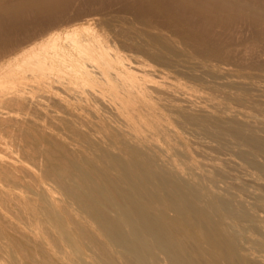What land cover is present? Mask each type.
<instances>
[{
    "label": "bare ground",
    "instance_id": "bare-ground-1",
    "mask_svg": "<svg viewBox=\"0 0 264 264\" xmlns=\"http://www.w3.org/2000/svg\"><path fill=\"white\" fill-rule=\"evenodd\" d=\"M73 1L0 0V16L14 15L13 18H18L14 21H18L24 17L22 11L32 4L31 10H37L38 6L42 8L39 9L41 13L33 11V14L47 18L51 13L53 16L60 11L64 13ZM174 1L171 3L176 5L180 2ZM184 2L183 9L191 5ZM199 2L202 5V0ZM207 8L213 15L238 17L239 21L240 16H247L244 20L251 16L254 20L259 18L261 26L255 25L256 32L260 29L259 34H262L258 26L264 30V0H212ZM206 12L203 11L204 15H211ZM42 13L45 17H41ZM191 16L194 18L193 14ZM216 17L213 18L215 22ZM222 18L219 21L224 23ZM210 19L206 17L205 21ZM235 19L230 18L236 22L238 19ZM98 20L93 15L92 19L85 20V27H72L62 33L43 32L45 35L40 34L29 43L26 38L23 42L22 39L20 42L10 39V42L6 37L0 38V264H264V164L261 161L264 156L259 154L263 153L260 150L264 143L260 146L257 142H264V114L258 112L263 109L260 104H264V84L246 83L234 75L237 80L232 79L231 70L226 66L214 67L217 70L210 77L225 81L217 84L214 81L212 88L225 84L245 86L256 96L254 99L249 95L253 103L260 105L257 110L255 103V109H251V104L249 109L244 104L242 107L241 104L228 106V103L222 106L215 100L216 96L199 89L205 95L199 92L196 95L191 92L192 85L182 83L173 73L157 67L155 63L161 59H153L155 55L150 58L149 52L145 51L148 47L144 49V56L150 58L148 63L157 60L156 68L146 63L145 57L146 62L142 60L143 50L142 56L138 55L142 59L133 55L129 48L131 54L126 49L128 54L121 53L107 34L90 27ZM243 25L237 27L242 29ZM220 26L224 28L222 24ZM212 29L215 32L216 29ZM242 33L243 36L245 31ZM232 45L236 47V44ZM166 47L161 52H167ZM229 50L232 48L225 51ZM158 52L161 54L160 50ZM249 53L244 57L251 56ZM258 53L254 57L259 58ZM226 54L224 57L230 55ZM233 56L231 54L232 59ZM162 63L164 66L166 62ZM258 76L263 78L262 74ZM231 90L229 93L235 94ZM249 90L246 92L251 94ZM243 96L239 99L245 100ZM203 121H213L220 129L229 131L230 137L223 131L221 133L227 138H222L224 135L220 133L221 138H216L220 137L217 135L220 129L213 132L218 139L215 144L209 143V139L203 144L195 143L183 137L186 135L182 136L192 125L207 126ZM233 129L246 138L256 139L254 143L258 145L241 136L252 151H247V145V150L240 148L242 144L240 146L234 138L239 135L234 136ZM219 145L228 148L229 152L224 149L215 154L214 148L219 149ZM258 156L263 158L260 160Z\"/></svg>",
    "mask_w": 264,
    "mask_h": 264
},
{
    "label": "rangeland",
    "instance_id": "rangeland-1",
    "mask_svg": "<svg viewBox=\"0 0 264 264\" xmlns=\"http://www.w3.org/2000/svg\"><path fill=\"white\" fill-rule=\"evenodd\" d=\"M24 1H29V0H24ZM74 1H76V2H74ZM73 1V3H71L72 4V6L70 5L69 7H67L66 9H64L65 10V12H67L66 14H65V12L63 13L62 11H60V12H57L58 14L57 15H55L54 14V16L52 15V13L51 14H49V16L48 15H46V16H48L47 18H40V16H39V14L37 13V15L39 16L38 18H36L37 17V15H35L36 14V12H39V13H41L40 11H42V10H39V9H42V8H40L39 6H38V8H37V10H36V8H33L34 10H31L29 7L30 6H32V4L29 6V7H27V8H25V10H23L22 11V14H21V16L24 18H19V20L21 21H14V19H18L17 17H15V18H13L14 17V15H12V16H10V15H4V17L2 18L1 16V18L0 19H4V20H2V21H0L1 22V24H0V34H2L4 37H2L1 35V39L2 38H5L6 37V40H8V41H10L11 42V40L12 41H19L20 39H22L21 41L23 42V40L25 41V38H26V40L28 39V43H29V40L31 41V40H35V38L38 36V35H40V34H43V35H45L44 33H50V32H64L65 30H68V29H70V28H82V27H85V26H87V23H86V21H87V19H92V16L94 15V18H96L97 20H98V23H96V24H90V27H92V29L93 30H97V32L98 31H102L101 32V34L103 33V34H107V38L109 37V40H111V41H114V43H115V45L118 47V50H122L121 51V53H123V54H131L132 52V54L134 55H136V56H138L141 52H142V50H143V52L139 55V56H142L143 57V59L142 58H140L139 56V58L140 59H142V60H144V57H145V59H146V61H147V59H148V61H150V58H152L151 56H153V55H155V56H153L154 58L153 59H157V58H160L161 60H159V62L157 63L155 60H153V61H151L150 63L154 66V68H156L155 67V65H154V63L155 64H157L156 66L157 67H160L161 69H163L164 71L166 70H168L167 72L169 73V74H171V73H173V76H175L176 77V79L178 80L179 79V81H182V83H187V84H190V85H192L191 87H192V90H191V92L192 93H198L199 91H204L205 92V94L207 93L208 95H212V96H216L215 97V100H217L218 101V103L220 104V105H222V106H224V104H225V106H226V104L228 103L229 105L228 106H237V104H241L240 106L242 107V105L244 104V107L245 108H251V109H255V107H256V109L255 110H257V108L259 109V107L258 106H260V108L262 107V105H263V109L261 108V109H259L258 110V112H260L261 114H264V111H262V110H264V104H260V105H257L258 103H256V102H254L255 103V105H254V103H253V101H252V99L255 97L256 98V96H253V94H254V92H253V94H252V91L251 90H249V88H247V87H245V86H243L242 87V85L240 86V85H234V84H225L224 86H226V85H228L227 87H224L223 85H215V89L214 88H212L213 86H214V81H215V84H217V83H220V82H223V81H225L223 78L222 79H220V78H217L216 76H214V77H216V78H214V77H210V76H213V75H215L214 73H215V70H217V68H214V67H218L219 66V69H221L220 67H222V68H225V66H226V68H228V69H230L231 71H230V73L232 74L231 76H232V79H235V80H244V82H246V83H256V84H264V83H262V81L264 82V56H263V52H264V49L263 50H261L262 48H264V35H263V32H264V30H263V27H259V26H261L260 24H259V18L258 19H255L254 20V17L253 16H251V18L249 17L248 19L249 20H244L247 16H240L239 18H242L240 21H239V19H238V17H235L236 19H238L237 21L238 22H240L239 24H237V21H236V19L235 18H232V17H230L231 19H235V21L236 22H234V20H230V18H228L227 16H222V15H217V13L215 14V15H213L211 12H209V8H207V7H209V5H210V3H211V1L212 0H210V3H209V1H208V3H209V5H208V3H207V1L205 0H202V2L204 3L205 2V4H203L202 3V5H205L206 6V8L205 9H207V11L209 12V14H211V15H213L212 17H211V15H209V16H207L206 14V17H207V19L209 20L210 18H212V19H210V21H205V19H206V17H204L205 15H204V13H203V11H205L206 12V10L204 9V6H203V8H202V5H201V3L199 2L198 3V0H188L187 2H186V0H185V2L184 1H182V0H179L180 2L182 1V2H184L185 4L187 3V4H191V5H188V7H190L191 9H189V11L191 12V14H190V12L188 11L187 12V9H188V7H187V5H186V9L184 10L183 9V3L181 2H177V0H171L172 2L174 1L175 3H178L177 5L176 4H174L175 6H170L169 7V5H173L172 3H171V1L170 0H123V1H125V2H122V0H92V1H90V0H74ZM87 1H88V3H87ZM105 1H107V2H105ZM135 1V2H134ZM149 1V2H148ZM163 3H162V2ZM191 1V3H188V2H190ZM201 1V0H200ZM215 1V0H214ZM83 2V3H82ZM96 2H98V3H96ZM101 2H103V3H101ZM133 2V3H132ZM138 2H140V3H138ZM143 2V3H142ZM158 2V3H157ZM164 2H165V5H163L164 4ZM166 2H167V5L168 6H166ZM169 2V3H168ZM197 2V3H196ZM74 3H76L75 5H74ZM114 3V4H113ZM147 5H146V4ZM171 3V4H170ZM193 3V4H192ZM194 3H196V4H194ZM207 3V4H206ZM83 4V5H82ZM86 4V5H85ZM118 4V5H117ZM129 4V5H128ZM180 4H182V5H180ZM201 5V7H200V5ZM80 8H77V6ZM80 5V6H79ZM98 5V6H97ZM109 5V6H108ZM115 5V6H114ZM143 5V6H142ZM146 7H145V6ZM179 5V7H177ZM197 6V5H199V7L197 6V7H191V6ZM37 6V5H36ZM113 6V7H112ZM133 6V7H132ZM162 6V7H161ZM185 6V5H184ZM34 7V6H33ZM71 7V8H70ZM165 7V8H164ZM180 7H182V8H180ZM30 9V10H26V9ZM32 8V7H31ZM70 8V9H69ZM73 8V9H72ZM78 9V11L79 12H77V9ZM107 8V9H106ZM171 10H170V9ZM177 8H180L179 10H181L182 11V13L184 12V11H186V12H184L183 14L181 13V11L180 12H178L179 10H177ZM199 10H198V9ZM202 8V9H201ZM68 9V10H67ZM86 9V10H85ZM142 9V10H141ZM146 9V10H145ZM174 9V10H173ZM183 9V10H182ZM63 10V11H64ZM82 10V11H81ZM84 10V11H83ZM102 12H101V11ZM170 12H169V11ZM24 11H27V12H24ZM35 12V14H33L34 12ZM69 11V12H68ZM72 11V12H71ZM73 11H74V14H73ZM81 11V12H80ZM105 11V12H104ZM118 11V12H117ZM125 11V12H124ZM166 11V12H165ZM168 11V12H167ZM202 12V13H199V12ZM21 12V11H20ZM23 12H24V14H23ZM29 12V13H28ZM88 12V13H87ZM97 12V13H96ZM122 12V13H121ZM142 12V13H141ZM152 12L153 13H155V14H152ZM174 12H178L177 14L175 13L174 14ZM194 12V13H193ZM196 12H198V14H200V15H198ZM208 12H206V13H208ZM31 13V14H30ZM59 13H63V15L62 14H59ZM71 13H72V15H71ZM79 13H81V14H79ZM90 13H92V14H90ZM111 13V14H110ZM115 13V14H114ZM162 13H164V14H162ZM171 13H172V15H171ZM181 13V14H180ZM189 13V14H188ZM25 14L28 16L29 14V16L28 17H26L25 16ZM44 14H45V12H44ZM43 13L42 14H40V15H43V16H41V17H45V15H44ZM46 14H47V12H46ZM67 14H69V15H67ZM76 14V15H75ZM79 14V15H78ZM83 14V15H82ZM97 14H98V16H97ZM101 14V15H100ZM139 14V15H138ZM194 15V18H192L193 16H191V15ZM196 14L199 16V17H201V20H200V18L198 17V16H196ZM235 15H238L237 13H234ZM20 15V14H19ZM110 16V17H108V16ZM127 15V16H126ZM150 15V16H149ZM157 15V16H156ZM169 15V16H168ZM177 15H179L178 17H177ZM184 15V16H183ZM203 15V16H202ZM8 16H10V17H12V21H11V19L8 17ZM16 16H18V14H16ZM33 16V17H32ZM50 16H52L53 17V21H52V17H50ZM56 16V17H55ZM60 16V18H61V20H60V18H58ZM68 16V17H67ZM72 18H71V17ZM78 16V17H77ZM85 16H86V18L87 19H84L85 18ZM141 16V17H140ZM148 16V17H147ZM214 16L217 18L216 19V22L214 21ZM20 17V16H19ZM30 17V18H29ZM36 19H35V18ZM51 19H50V18ZM67 19V20H65V18ZM74 17V18H73ZM90 17V18H89ZM111 17H113V18H111ZM117 17V18H116ZM175 17H177V18H175ZM188 17V18H187ZM195 17H196V19H195ZM221 17H227L228 19H225L224 18V20H223V18H222V20L221 21H223L224 23H222V22H220L219 20H220V18ZM243 17H245L244 19H243ZM253 17V18H252ZM8 18H9V20H10V22L8 23ZM26 18V19H25ZM34 18V19H33ZM49 18V19H48ZM57 18V19H56ZM63 18V19H62ZM69 18V19H68ZM108 18V19H107ZM137 18V19H136ZM158 18V19H157ZM170 18V19H169ZM184 18V19H183ZM205 18V19H204ZM219 18V19H218ZM255 18H257V17H255ZM39 21H38V20ZM42 19V20H41ZM47 19V20H46ZM83 19V20H82ZM112 19V20H111ZM173 19L175 20V21H173ZM190 19V20H189ZM198 19V20H197ZM250 19L251 20H254L255 21V23L254 24H252V22H254V21H250ZM6 20V21H5ZM23 20H24V22H23ZM25 20H27V21H25ZM29 20H31L30 22H29ZM35 22H34V21ZM45 20V21H44ZM60 21V23H59V21ZM86 20V21H85ZM134 20V21H133ZM153 20V21H152ZM155 20V21H154ZM162 20V21H161ZM165 20V22H163ZM192 20V21H191ZM194 20V21H193ZM212 20V21H211ZM226 20L227 21H233L234 22V24H233V22H231L232 24L230 25V22H228V23H226ZM258 20V21H257ZM3 21H5V26H3L4 24V22ZM48 21H50V22H48ZM56 21H58V23L56 22ZM75 21V22H74ZM139 21H141V22H139ZM147 21V22H146ZM159 21H161L160 23H159ZM172 21V22H171ZM184 21V22H183ZM186 21V22H185ZM188 21H189V23H188ZM13 22H18L17 23V25H16V27H14L15 26V24L16 23H14L13 24ZM42 22V23H41ZM56 24H55V23ZM91 23H94V22H92V21H90ZM119 22V23H118ZM125 22V23H124ZM129 22V23H128ZM136 22V23H135ZM138 22V23H137ZM144 22V23H143ZM149 22V23H148ZM151 22H153V23H151ZM156 22V23H155ZM158 22V23H157ZM183 22V23H182ZM192 22V23H191ZM194 22V23H193ZM202 22V23H201ZM242 22H244L243 24L244 25H246V27L248 28V24H252L251 25V27H249L248 29L250 30H248L246 27H244V28H246L244 31H245V33H244V37L242 36V32H244L243 31V24H242ZM248 22V24H245V23H247ZM250 22V23H249ZM20 23V24H19ZM36 23H37V25H36ZM46 23V24H45ZM169 23V24H168ZM175 23H177V24H175ZM196 23V24H195ZM206 23H207V25H206ZM211 23V24H210ZM219 23H221L222 24V26L226 23V27H225V25L223 26L224 28L222 29V28H220L221 26V24L219 25ZM3 24V25H2ZM41 24V25H40ZM108 24V25H107ZM137 24H139V25H137ZM152 26H151V25ZM156 24L157 25H159V26H157L156 27ZM180 24V25H179ZM185 24V25H184ZM203 24V25H202ZM215 26H214V25ZM229 24V25H228ZM237 24V25H236ZM2 25V26H1ZM20 25V26H19ZM27 25V26H26ZM39 25V26H38ZM45 25V26H44ZM63 25V26H62ZM93 25V26H92ZM95 25H97V26H95ZM104 25V26H103ZM141 25V26H140ZM164 25V26H163ZM217 25H219L218 27L222 30V31H220L219 30V28L217 27ZM239 25V26H238ZM240 25H243L241 28L242 29H240V28H238V27H240ZM249 25V26H250ZM253 25L255 26H257V25H259L258 26V28H261V32L260 33H262V34H259V31H260V29H258V32H256L257 30H256V26L253 28ZM8 26V28H6ZM22 26V27H21ZM30 26V27H29ZM34 26H36V28L34 27ZM108 27V28H106V27ZM110 26V27H109ZM128 26V27H127ZM193 26H195L196 27V29H194L195 27H193ZM198 26V27H197ZM200 26V27H199ZM204 26V27H203ZM210 26H211V28H210ZM229 28H228V27ZM230 26H232V27H230ZM238 26V27H237ZM29 27V28H28ZM44 27V28H43ZM116 27V28H115ZM133 27V28H132ZM193 27V28H192ZM202 27H203V29H202ZM206 27H209V28H206ZM216 27H217V29H216ZM14 28H17V29H14ZM33 28H35V29H33ZM99 28V29H98ZM119 28V29H118ZM156 28V29H155ZM182 28V29H181ZM191 28V29H190ZM199 28V29H198ZM205 28V29H204ZM212 28H215L216 30H215V32H212V31H214ZM230 28H232L231 30H230ZM237 28V30H235ZM252 28V29H251ZM6 29V30H5ZM9 31H8V30ZM12 29V30H11ZM25 29V30H24ZM30 29V30H29ZM33 29V30H32ZM45 29V30H44ZM47 29V30H46ZM48 29H50V30H48ZM166 29V30H165ZM230 30V31H233L232 33L230 32V31H228V32H226V30ZM3 32H2V31ZM14 30H16V31H14ZM22 30V31H21ZM43 30V31H42ZM104 30V31H103ZM118 30H119V32H118ZM175 30V31H174ZM179 30V31H178ZM196 30H199L198 32L196 31ZM205 30H207V31H205ZM209 30V31H208ZM219 31V33H218V31ZM224 30V31H223ZM26 31V32H25ZM37 31V32H36ZM39 31V32H38ZM41 31V32H40ZM154 31V32H153ZM157 31V32H156ZM171 31V32H170ZM204 31V32H203ZM211 31V32H210ZM238 31V33H235V32H237ZM248 31V32H247ZM251 31H253V32H251ZM6 32V33H5ZM23 32V33H22ZM36 33V34H34V33ZM44 32V33H43ZM107 32V33H106ZM112 32V33H111ZM135 32V33H134ZM179 32V33H178ZM184 32V33H183ZM191 32V33H190ZM195 32V33H194ZM201 32V33H200ZM221 32V33H220ZM226 32V33H228V34H224V33ZM250 32V33H249ZM5 33V34H4ZM15 33V34H14ZM22 33V34H21ZM99 33V32H98ZM134 33V34H133ZM148 33V34H147ZM161 33V34H160ZM163 33V34H162ZM169 33V34H168ZM183 33V34H182ZM210 33V34H209ZM214 33H216V34H214ZM252 33H255V34H252ZM256 33H258L259 35H257ZM18 34V35H17ZM20 34V35H19ZM32 34V35H31ZM34 34V35H33ZM111 34V35H110ZM118 34H120V35H118ZM159 34V35H158ZM180 34H181V36H180ZM188 34V35H187ZM204 34V35H203ZM212 34V35H211ZM218 34V35H217ZM223 34V35H222ZM236 34V35H235ZM237 34H240V36L241 37H239V35L237 36ZM12 35V36H11ZM34 36V37H31V36ZM36 35V36H35ZM104 35V36H105ZM110 35V36H109ZM155 35H157V36H155ZM170 35V36H169ZM178 35V36H177ZM206 38V40H204L205 38L203 37V36ZM210 35V38L209 37H207V36H209ZM232 35V36H231ZM249 35V36H248ZM255 35V36H254ZM26 36H28V37H26ZM112 36V37H111ZM137 36V37H136ZM175 36H176V38H175ZM192 36V37H191ZM230 36H231V38H230ZM260 36L262 37V38H260ZM16 37H18V38H16ZM19 37H21V38H19ZM106 37V36H105ZM135 37V38H134ZM153 37V38H152ZM203 39H202V38ZM233 37V38H232ZM8 38V39H7ZM32 38V39H31ZM178 38H180V39H178ZM186 38V39H185ZM190 38V39H189ZM216 38V39H215ZM219 38V39H218ZM11 39V40H10ZM37 39V38H36ZM153 41H152V40ZM154 39H156V40H154ZM178 39V40H177ZM202 39V40H201ZM215 39V40H214ZM244 39V40H243ZM254 39L256 40V41H254ZM263 39V40H262ZM150 40V41H149ZM177 40V41H176ZM181 40V41H180ZM204 40V41H203ZM209 40V42H207ZM218 40V41H217ZM120 41V42H119ZM149 41V42H148ZM168 41V42H167ZM188 41V42H187ZM213 42V43H211V42ZM223 41V42H222ZM224 41H226V42H228L227 44L224 42ZM244 41H245V43H244ZM20 42V41H19ZM123 43V45H122V43ZM138 42H139V44H138ZM159 42H162V43H159ZM177 42V43H176ZM186 42V43H185ZM193 42V43H192ZM246 42H248L247 44L249 45V46H251V52H250V47L246 44ZM9 43V42H8ZM197 43V44H196ZM222 43V44H221ZM226 44V45H224V44ZM229 43H232V44H234V46H235V44H236V47H234L233 48V45L232 44H230L229 45ZM239 43H240V45H239ZM262 44V45H257V44ZM27 44V43H26ZM25 44V45H26ZM137 44V45H136ZM142 44V45H141ZM151 44V45H150ZM153 44V45H152ZM157 44H160V45H157ZM174 44V45H173ZM218 44V45H217ZM252 44H254V48L255 49H257V50H255V49H253V45ZM119 45V46H118ZM122 45V47H123V49H124V51H123V49H122V47H120ZM145 45V46H144ZM156 47H155V46ZM161 45H162V47H161ZM213 45V46H212ZM218 47H217V46ZM228 45H229V47L230 48H232V52H234V53H231V51L229 50L228 52L227 51H225V50H228V49H230V48H228ZM239 45V46H238ZM243 45V46H242ZM245 45H247L246 47H245ZM140 46H144L142 49H141V47ZM150 46V47H149ZM167 46V47H166ZM171 46V47H170ZM209 46V47H208ZM212 46V47H211ZM226 48H228V49H225V47ZM141 49V50H139V48ZM148 47V50H145L146 52H149V53H147L148 54V56L150 57H147V56H144L145 55V51H144V49H146ZM162 49H161V48ZM164 47H166L168 50H165V51H167V52H169L170 50H172L173 51V53H171V51L169 52V54L167 53V52H165V53H163V52H161V50H163L164 51ZM168 47H170V48H168ZM127 48H129L130 49V51H131V53H130V51H128L129 49H127ZM152 48V49H151ZM157 49V50H154V49ZM159 48V49H158ZM165 48V49H166ZM171 48H173L174 50H175V56H174V50L173 49H171ZM186 48V49H185ZM236 48V49H235ZM243 48L244 49H246V51L248 50L250 53H251V56L249 55V57L247 58H245L244 56H246V54L248 55V53L247 52H244V50H243ZM125 49H126V51L128 52V53H126V51H125ZM133 49V50H132ZM136 49V50H135ZM170 49V50H169ZM179 49V50H178ZM222 49L224 50L223 52H224V54L225 53H227V54H229L230 53V55H228V56H226V57H224L225 55L222 53ZM235 51H234V50ZM238 49V50H237ZM262 51L261 53H260V50ZM158 50H160V52H161V54L158 52ZM252 50H254L253 52H252ZM138 53H137V52ZM154 51H155V54H154ZM156 51H157V53H156ZM179 51V52H178ZM191 51V52H190ZM125 52V53H124ZM134 52H136V53H134ZM145 52V53H144ZM150 52H152V53H150ZM194 52V53H193ZM207 52V53H206ZM236 52H240L239 54L238 53H236ZM255 52V53H254ZM257 52H259L258 54H259V58L261 59H259V58H256V57H254L255 56V54L257 55ZM213 53V54H212ZM242 53V54H241ZM249 53V54H250ZM146 54V55H147ZM149 54H152V55H149ZM159 54V57L157 56ZM191 54V55H190ZM204 54V55H203ZM226 54V55H227ZM231 54L233 55H235V56H233V59H232V57H231ZM243 56H241V55ZM253 54V55H252ZM167 55V56H166ZM170 55H172V56H170ZM196 55V56H195ZM162 56V57H161ZM169 56V57H168ZM202 56V57H201ZM263 56V57H262ZM180 57V58H179ZM183 57V58H182ZM211 57L213 58V59H211ZM222 57V58H221ZM230 57V58H229ZM251 57V58H250ZM252 57H254V58H256L257 60H255L254 58H252ZM188 60H187V59ZM205 60H203V59ZM227 58H229V59H227ZM246 60H245V59ZM250 58V60H248ZM263 58V59H262ZM170 59V60H169ZM182 59V60H181ZM191 59H193V60H191ZM195 59H197V60H195ZM210 59V60H209ZM222 59V60H221ZM223 59H227V60H223ZM252 59V60H251ZM152 60V59H151ZM177 60V61H176ZM209 60V61H208ZM243 60V61H242ZM250 61L249 63H248V61ZM145 61V60H144ZM145 61V62H146ZM148 61L146 62V63H148ZM179 61V62H178ZM183 61V62H182ZM195 61V62H194ZM203 61V62H202ZM229 61V62H228ZM231 61V62H230ZM236 61V62H235ZM247 63H246V62ZM160 62H161V65H160ZM162 62H166L165 63V65L163 66V64L164 63H162ZM187 62V63H186ZM190 62L191 63H193V64H191V65H189L190 64ZM218 62H219V64H218ZM225 63V64H223V63ZM237 62H238V64H237ZM150 63H148V64H150ZM170 63V64H169ZM179 63V64H178ZM199 63V64H198ZM205 63H207V64H205ZM214 63V64H213ZM236 63V64H235ZM150 64V65H151ZM167 64V65H166ZM169 64V65H168ZM174 64V65H173ZM177 64V65H176ZM180 64H181V67H180ZM186 65V67H185V65ZM240 64H242V65H240ZM248 64H250L249 65V67L248 68H244L245 67V65H248ZM171 65V66H170ZM179 65V66H178ZM198 67H197V66ZM205 65V66H204ZM216 65V66H215ZM222 65V66H221ZM238 67H237V66ZM252 65V66H251ZM152 66V67H153ZM163 66V67H162ZM167 67V69H165L166 67ZM199 66H201V67H199ZM165 67V68H164ZM192 67V68H191ZM230 67V68H229ZM241 67V68H240ZM256 67V68H255ZM179 68H184V70H181L180 69V71H179ZM189 68V69H188ZM198 68V69H197ZM208 68H210V69H208ZM212 68V69H211ZM244 68V69H243ZM178 69V70H177ZM188 69V70H187ZM191 69V70H190ZM206 69H207V71H206ZM256 69V70H255ZM260 69V70H259ZM172 70V71H171ZM193 70V71H192ZM197 70V71H196ZM204 70V71H203ZM213 70V71H212ZM173 71H175V72H173ZM184 71V72H183ZM195 71V72H194ZM206 72V73H205ZM250 72V73H249ZM184 73V74H183ZM186 73H189V74H186ZM197 73V74H196ZM209 75H208V74ZM211 73H213V74H211ZM251 74V75H248V74ZM258 73V74H257ZM194 74V75H193ZM211 74V75H210ZM245 74V75H244ZM247 74V75H246ZM263 75V78H261V76H258V75ZM172 75V74H171ZM180 75V76H179ZM186 75H187V77H186ZM192 75V76H191ZM195 75H196V77H195ZM233 75H234V77H236V78H233ZM257 75V76H256ZM178 76V77H177ZM186 78H185V77ZM191 76V77H190ZM194 76V77H193ZM204 77V78H200V77ZM207 76V77H206ZM240 76V77H239ZM247 76H248V78H247ZM193 77V78H192ZM211 79V81H209L210 79ZM243 77H246V78H244V79H241V78H243ZM182 79V80H181ZM194 79V80H193ZM209 79V80H208ZM261 79H262V81H261ZM205 80V81H204ZM199 82H200V84H199ZM205 82V83H204ZM212 82H213V84H212ZM181 83V82H180ZM190 85H188V86H190ZM196 85H198V87L196 86ZM208 85H211V86H209L210 88H212V89H210L209 87H207ZM207 88H206V87ZM231 86H234V87H231ZM238 86H240V87H238ZM205 87V88H204ZM217 87V88H216ZM219 87V88H218ZM220 87H222V88H220ZM197 89V90H195V89ZM235 88V89H234ZM237 88H238V90H237ZM245 88H247V89H245ZM194 89V90H193ZM198 89H199V91H198ZM210 89V90H209ZM231 89H233V90H231ZM244 89V90H243ZM207 90V91H206ZM215 90V91H214ZM223 90V91H222ZM230 90L232 91V92H235V94L237 95H235L234 93H232V94H230L229 92H230ZM237 90V91H236ZM247 90H249V92L251 93V94H249V93H247L248 91ZM195 91V92H194ZM197 91V92H196ZM218 91V92H217ZM226 91V92H225ZM245 91V92H244ZM247 91V92H246ZM204 92H202L203 94H204ZM202 93H200L199 92V94H202ZM218 93V94H217ZM227 93H229L228 95L229 96H227ZM241 94V96H240V94ZM243 93H244V96H245V98H244V96H243ZM202 94V95H203ZM204 94V95H205ZM224 94V95H223ZM234 94V95H233ZM245 94H247L248 95V97L250 98H247L246 99V96L247 95H245ZM196 95H198V94H196ZM232 95V97H231V99H230V96ZM249 95H251V97H253L252 99H251V97L249 96ZM219 96V97H218ZM234 96V97H233ZM238 96H240L239 98L241 99L242 98V96H243V98L246 100H240L239 98H237ZM226 97H228V98H226ZM217 98V99H216ZM218 98H220L219 100H218ZM234 98V99H233ZM235 98H236V100H235ZM254 98V99H255ZM224 99V100H223ZM240 100V103H238L239 102V100ZM248 99L250 100V101H248ZM235 100V101H234ZM228 101V102H227ZM252 101V102H251ZM231 102V103H230ZM242 102V103H241ZM243 102H246V103H243ZM252 103H253V105H252ZM247 104V106H245ZM249 104H251V107H249L250 105ZM238 105V106H239ZM254 107V108H253ZM222 115H224L225 114V112L224 113H221ZM207 121H203V123H206ZM213 121H208L207 122V126L208 127H210V129L206 126V124H204L205 125V127L203 126V124H201V127L203 126L204 128V130L203 129H201V127H200V124L199 125H192L191 127H190V125H189V127H190V131H188V133H182V136H183V134L184 135H186V136H183V137H185L186 139H188V140H192L193 142H195V143H201L202 142V144L203 143H206L207 141H208V139H209V143H213L214 142V144H215V139L216 138H221V135L223 134V133H221V132H223L224 131V134L226 135V134H228L227 136H229L230 137V132L229 131H226L225 129H220L221 127L218 125V124H215V123H212ZM202 123V122H201ZM208 123H209V125H208ZM214 126H213V125ZM212 125V126H211ZM218 125V126H217ZM217 126V127H216ZM198 127H200L199 129L200 130H198L197 128ZM208 129H207V128ZM220 127V128H219ZM206 128V129H205ZM218 128V129H217ZM191 129H194V130H192L191 131ZM214 129H216V131H212V130ZM222 130V131H220V130ZM199 131V132H197V131ZM208 131L207 133L205 132V131ZM212 132H211V131ZM219 130V131H218ZM235 132H237V133H233L234 134V136H235V134H237V135H239V137H240V140H239V137L238 136H236V137H234V138H236L237 140H235L236 142L238 141L239 142V144H240V146H241V144H242V146L243 147H240V146H238L237 145V148L238 147H240V148H243V149H245V150H247V148L249 149V150H247V151H250V147L251 146H248V143H244V139L246 140H248V138H246L245 136H243V135H240L239 133H238V131L237 130H235V129H233ZM193 131H196V132H193ZM201 131H203V132H201ZM218 131V136H220V137H216L215 138V134L213 135V132L215 133V132H217ZM192 132V133H191ZM225 132H227V133H225ZM189 133H191V134H189ZM194 133V134H193ZM204 135H203V134ZM209 133H211V134H209ZM221 135H220V134ZM232 133V132H231ZM196 134H199V135H196ZM223 134V135H224ZM261 134V133H260ZM191 135V136H190ZM193 135V136H192ZM204 137H203V136ZM205 135H206V137H205ZM210 135H211V137H210ZM213 135V136H212ZM223 136L222 138H224V137H226L227 138V136ZM198 138H197V137ZM201 136V137H200ZM241 136H242V139L243 140H241ZM203 137V138H202ZM238 137V138H237ZM190 138V139H189ZM211 138H212V140H211ZM205 139H207V140H205ZM218 139H216L217 141H218ZM249 139H252L251 140V144H253V145H262L264 142H262L261 140H257V142H259L258 144H255L254 142H256V139H254V138H249ZM188 140H186V141H188ZM214 140V141H213ZM240 141H241V143H240ZM250 141V140H249ZM261 141V142H260ZM191 142V141H190ZM192 142V143H193ZM243 142V143H242ZM188 144H189V141L187 142ZM191 143V144H192ZM211 143V144H212ZM262 143V144H261ZM244 144V145H243ZM218 145V144H217ZM246 145L248 146L247 148H246ZM215 146V145H214ZM221 146V147H220ZM263 146H264V144H263ZM219 147V149L221 148V150L219 151V149L216 147V148H214L215 150H217V152L215 153V154H217L218 155V153H222L223 151H225L224 149H226V147L225 146H222V145H219L218 146ZM225 147V148H224ZM237 148H236V150H237ZM261 148L264 150V147H262L261 146ZM239 149V148H238ZM215 150H213V152H215ZM263 150H260V151H262L263 153H264V151ZM251 151H252V149H251ZM225 152H229L228 151V148L226 149V151ZM263 153H259L260 154V156L262 155V156H264L263 155ZM258 154V155H259ZM236 155V154H235ZM237 156V155H236ZM260 156H258V158L260 157ZM263 157H260L259 159L261 160ZM264 159V158H263ZM261 160L262 162H263V164H264V160ZM264 166V165H263ZM257 169H259V168H257ZM261 169V168H260ZM263 170H264V168H262ZM254 170V169H253ZM255 171V170H254ZM256 172H258V170H256Z\"/></svg>",
    "mask_w": 264,
    "mask_h": 264
}]
</instances>
